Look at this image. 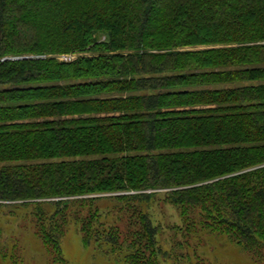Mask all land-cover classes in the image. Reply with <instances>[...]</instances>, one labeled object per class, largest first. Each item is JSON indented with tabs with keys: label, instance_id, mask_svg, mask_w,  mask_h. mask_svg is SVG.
Returning a JSON list of instances; mask_svg holds the SVG:
<instances>
[{
	"label": "trees",
	"instance_id": "trees-1",
	"mask_svg": "<svg viewBox=\"0 0 264 264\" xmlns=\"http://www.w3.org/2000/svg\"><path fill=\"white\" fill-rule=\"evenodd\" d=\"M1 208L61 259L73 225L112 264L264 262V0H0Z\"/></svg>",
	"mask_w": 264,
	"mask_h": 264
},
{
	"label": "rangeland",
	"instance_id": "rangeland-1",
	"mask_svg": "<svg viewBox=\"0 0 264 264\" xmlns=\"http://www.w3.org/2000/svg\"><path fill=\"white\" fill-rule=\"evenodd\" d=\"M71 57L76 56L72 54L59 56L61 60H68ZM1 209L3 212L0 211V228H2L0 233L4 232L5 236H0V264H112L106 254L85 246L81 232L73 225L68 226L61 239L63 251L61 259L59 255L53 254L49 247L42 244V239L34 231L35 219L31 214L14 215L8 211V208ZM167 211L169 212H166L167 214H175L172 207ZM168 219H163L165 224L171 223L172 218ZM8 244L12 249L7 251ZM199 247L195 256L192 254L190 257L180 256V251L176 250L179 254L163 264H197V259L200 258L205 264H264L254 261L240 245L227 241L221 235L204 236L203 243ZM4 253H9L10 256L4 259L2 258Z\"/></svg>",
	"mask_w": 264,
	"mask_h": 264
}]
</instances>
